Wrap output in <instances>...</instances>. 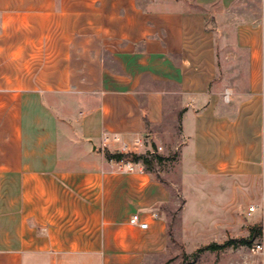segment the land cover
I'll return each instance as SVG.
<instances>
[{
  "label": "crops",
  "instance_id": "1",
  "mask_svg": "<svg viewBox=\"0 0 264 264\" xmlns=\"http://www.w3.org/2000/svg\"><path fill=\"white\" fill-rule=\"evenodd\" d=\"M139 140L221 195L192 198L186 240L232 237L230 183L264 178V0H0V264H167V223L105 156Z\"/></svg>",
  "mask_w": 264,
  "mask_h": 264
},
{
  "label": "rangeland",
  "instance_id": "2",
  "mask_svg": "<svg viewBox=\"0 0 264 264\" xmlns=\"http://www.w3.org/2000/svg\"><path fill=\"white\" fill-rule=\"evenodd\" d=\"M144 148H139L137 153L129 152L128 154L144 155L150 160V164L145 165L142 161L136 163L132 157L118 162L120 165L115 170L118 177L116 185L137 189L136 199L140 206L138 211L154 209L161 213L162 220L168 225L170 239L171 256L167 258L168 263L181 260L183 264H264V252L259 253L254 249L257 244L264 245V178L245 182L233 180L230 183L231 187L239 189L242 186L248 191L246 200H243L245 197L243 194H233V203L242 200V207L238 206V208L243 209L233 212L237 218L233 221L232 237L223 236L220 233L222 229L214 228L211 235H202L200 241L191 242L186 240L191 236V226L184 225L182 228V223L195 215V204H191L192 198H210L217 201L221 195L211 193L194 196L190 193L195 184L193 185L182 177L179 149L169 150L163 146H156L149 150ZM129 163L133 165L132 172L128 171ZM225 185L228 186V183L224 180H207L199 182L198 186L216 189ZM256 205L260 206L258 211L254 215H249L248 209ZM200 214H202L201 221L206 220L205 224H207L210 216L213 222L219 219L223 212L212 207L209 211H201ZM256 220L259 223H256ZM253 230L255 237L252 239ZM182 231L185 241L177 243L176 238L181 236ZM240 239L249 240L251 243L239 245L236 248L227 245L218 251L205 250L198 253L200 249L208 246L224 245L230 240ZM175 254L178 255L175 256Z\"/></svg>",
  "mask_w": 264,
  "mask_h": 264
},
{
  "label": "trees",
  "instance_id": "3",
  "mask_svg": "<svg viewBox=\"0 0 264 264\" xmlns=\"http://www.w3.org/2000/svg\"><path fill=\"white\" fill-rule=\"evenodd\" d=\"M154 148H156V147H154ZM105 156L110 161L120 162V161L124 160L125 158L132 157L133 161L136 162V163L142 161L145 165H149L150 164V160H148V158L146 156H144V155L122 154V153L113 154V153L109 152L108 150H106L105 151ZM158 158H160V156ZM160 159H162V158H160ZM254 237H255V233H254V230H253V232L251 234V238L253 239ZM250 243H251V241L246 240V239L230 240L228 243H226L224 245L214 244V245L206 247L205 249H200L198 251V253H201L202 251H205V250L218 251V250H221V249L225 248L227 245H232L234 248H236L239 245H248Z\"/></svg>",
  "mask_w": 264,
  "mask_h": 264
},
{
  "label": "built area",
  "instance_id": "4",
  "mask_svg": "<svg viewBox=\"0 0 264 264\" xmlns=\"http://www.w3.org/2000/svg\"><path fill=\"white\" fill-rule=\"evenodd\" d=\"M105 139H108V137H105ZM144 145V143H142L140 140L137 141V148L136 150H138L139 148H142ZM162 149V148H160ZM124 150H127V146H124ZM133 165L129 163L128 165V171L132 172L133 171ZM259 209V206H252L249 209V215L255 213L257 210ZM158 215L156 213H135L130 217L129 223L132 226L138 227L141 230H147L149 229V225H150V220L151 219H157ZM255 251L262 253L264 252V245L262 244H257L256 246H254Z\"/></svg>",
  "mask_w": 264,
  "mask_h": 264
}]
</instances>
